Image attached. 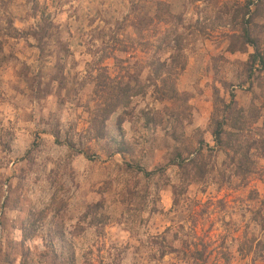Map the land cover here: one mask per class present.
<instances>
[{"label":"rangeland","instance_id":"374dc122","mask_svg":"<svg viewBox=\"0 0 264 264\" xmlns=\"http://www.w3.org/2000/svg\"><path fill=\"white\" fill-rule=\"evenodd\" d=\"M252 1L0 0V264H264Z\"/></svg>","mask_w":264,"mask_h":264},{"label":"trees","instance_id":"16d2710c","mask_svg":"<svg viewBox=\"0 0 264 264\" xmlns=\"http://www.w3.org/2000/svg\"><path fill=\"white\" fill-rule=\"evenodd\" d=\"M254 1H261V0H253L252 2ZM246 34H248V29H246ZM250 40V39H248ZM252 42V41H251ZM259 54V55H258ZM257 55L254 56V58H258L256 59L257 62H260L261 64L264 65V58L260 55V53H258ZM180 54H178L176 57H175V61L177 60L176 58L177 57H180L179 56ZM174 56V54L171 56V58ZM183 65H185V62L183 63ZM124 94H126L128 97H126V101H130L131 96L129 94V92H131V89L130 87H128L126 89V91L124 90ZM175 93V92H173ZM172 93V94H173ZM177 94V93H175ZM125 95V96H126ZM121 98H118V100H116V104H117V107L118 105L121 104ZM128 103V102H126ZM112 109H109V112L111 111ZM112 112V111H111ZM234 126V127H233ZM232 126V129H235L236 131L237 130H240L241 128L240 127H235V125ZM236 131L234 132H228L226 131V120H222L220 122H218V124L216 125V129L215 131L213 132V138H214V141L216 143V145L218 147H222L223 145H226V147L228 149H232L235 147V145L232 143L233 141H237L238 140V137L240 136L238 133H236ZM238 132V131H237ZM228 137V140L227 142L225 143L224 142V138ZM240 145H238L239 147ZM242 147L240 146L239 149H235L233 150L235 156L234 157H231V161H232V164L234 165L235 167V174L236 176H239V177H242L244 178L245 180H247L249 178L250 175H252L254 172H255V169H254V159L252 158V155H251V147H248L246 149H241ZM212 151V150H211ZM203 153V149H200L199 150V153L198 155H202ZM178 165L179 167L181 168H184L186 169L188 166L190 165H194V167L197 168V165L198 162H199V158H192L190 159L187 163H186V160L185 159H182L181 157L178 159ZM202 167V166H201ZM200 167V168H201ZM144 171V170H142ZM146 172V171H145ZM147 174H152V172H146ZM157 173V172H155ZM153 173V174H155ZM159 173V172H158ZM201 174V175H200ZM202 174L204 175L203 171H199V175L202 176ZM202 178V177H201ZM198 179V177H197ZM202 180V179H201ZM264 202V201H263ZM264 206V205H263ZM262 210H264V207L262 208ZM261 213V210L259 211V214Z\"/></svg>","mask_w":264,"mask_h":264}]
</instances>
